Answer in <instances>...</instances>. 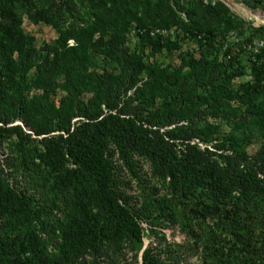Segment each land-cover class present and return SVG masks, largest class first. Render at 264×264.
<instances>
[{
  "label": "rangeland",
  "instance_id": "1",
  "mask_svg": "<svg viewBox=\"0 0 264 264\" xmlns=\"http://www.w3.org/2000/svg\"><path fill=\"white\" fill-rule=\"evenodd\" d=\"M211 1L221 5L224 9H220L224 13L222 16L231 21V40L238 33L245 38L264 27V7L250 4L257 5L254 0ZM44 5L45 13L53 14L48 20L35 16L34 11L21 10L25 37L34 51L36 63L29 70V84L19 88L18 93L22 91L23 99L39 102L43 108L42 112L31 118L29 114L26 115L31 125L49 123L54 130L52 135L57 136L62 133L58 129L60 125H76L80 119L85 120L87 111L96 110L99 105L105 109L102 100L95 103L102 93L97 86L101 82L89 81L88 76L83 79L80 74L82 71L79 70L84 68L86 75L93 71L100 73L103 69L121 73L122 64L115 59L104 60V57H97L92 52L95 38L90 37L89 31L79 25L70 12L66 13V0L45 2ZM177 27L172 26L171 32ZM136 33L135 27L132 28L127 35V45L137 57L142 72L137 75L133 88L126 94L122 91L119 108L128 107L131 113L142 111L138 117L141 124L147 117L151 121L158 114L168 112L170 106L167 101L164 105L160 102L156 105L148 102L139 105L135 90L146 86L147 91H152L154 85L147 82V69L155 64L172 69L180 64L181 52L171 54L163 50L155 54L144 46ZM261 43H264V33L255 36L248 45L245 55L250 62L254 61L256 49ZM76 46L83 50L72 51ZM83 59L87 60L86 68L79 66ZM252 80L253 75L245 74L228 85L227 90L235 92L236 97L233 102L229 101L222 107L209 106L203 102V97L199 100L200 106H197V99L192 100L189 108L175 106L178 124L168 128V131L181 127L193 129L197 138L191 145L201 151L209 149L215 159L220 158L216 155L234 157L237 152L242 153L244 161L240 170L257 177L258 182L257 188L248 197L218 202L204 190L200 197L198 194L187 198L173 191L170 179L150 159L131 150L118 148L115 141L111 140L107 154L112 161L113 187L120 193L121 203L138 219L142 228V243L135 242L125 225L110 217L106 200L96 197L91 203L98 223V235L94 241L95 248L103 251L95 250L89 245L87 237L74 242L71 234L64 232V229L78 227L81 223L73 194L65 184L76 167L68 162L60 171H48L46 165H40V160L36 159L40 149L38 139L43 136L35 142H31V139H23L22 142L20 137L14 135L5 138L3 147H0L1 184L9 183L11 187H21L27 192L31 218L15 217L11 221L0 219V230L6 233L9 229L8 236L12 242L18 240L17 244L26 243L29 252L22 258L25 264H39L36 259L38 254L47 255L53 264H143L146 250H152L162 264H239L263 257L264 175L261 170L264 171V112L257 118L249 119L240 118L237 113L239 109L242 112L246 110L245 106H241V98L256 96L239 91ZM69 89L71 94H68ZM222 90L217 91L220 97ZM66 98L63 112L60 110L62 113L50 110L49 103L59 104ZM147 111H150V115ZM11 126H21L24 133L34 134L22 119L14 120ZM35 138L33 135L32 139ZM175 141L178 150L186 149L179 140ZM26 151L31 160L23 165ZM7 165L10 169H4ZM210 205L213 206L212 212H208ZM39 247L41 251L38 252Z\"/></svg>",
  "mask_w": 264,
  "mask_h": 264
},
{
  "label": "trees",
  "instance_id": "2",
  "mask_svg": "<svg viewBox=\"0 0 264 264\" xmlns=\"http://www.w3.org/2000/svg\"><path fill=\"white\" fill-rule=\"evenodd\" d=\"M51 1L57 2L0 0V147H3V140L5 142V138L10 136L20 137L22 142L30 139L35 142L43 136L38 139L40 149L36 155L40 165L45 164L46 169L52 172L60 171L68 162L76 167L72 177L65 182L80 215V226L64 229L65 233L71 234L74 242L87 237L92 248L103 251L95 248L98 223L91 207L96 197H102L107 202L106 209L110 217L123 223L135 242L142 243V228L138 219L121 203V195L113 187L112 161L107 154L111 140L115 141L118 148L131 150L150 159L170 179L173 191L187 198L198 194L200 197L202 191L206 190L216 201L224 202L248 197L257 188V177L240 170L244 161L242 153L237 152L234 157L216 155L220 158L215 159L209 149L201 151L191 145L197 138L193 129L181 127L168 131V128L178 124L175 106L189 108L192 100L199 101L202 97L203 102L216 108L233 102L236 94L228 91L227 87L245 74L253 75V80L239 91L256 96L241 98V106H245L246 110L242 112L239 109L237 113L244 119L257 118L263 114L264 46L257 49L253 62L246 58L245 53L251 40L264 33V27L245 38L238 33L231 40V21L222 16L223 7L211 0H66V13L70 12L73 19L89 31L90 37L95 38L92 52L97 57H104V60H118L122 64V72L112 73L103 69L100 73L93 71L86 75L84 68L79 70L82 71L79 73L83 79L88 76L89 81L101 82L97 86L102 93L95 98V103L102 100L105 109L99 105L96 110L87 111L85 120L80 119L76 125H60L58 129L62 133L54 136L49 123L31 125L28 118L39 114L43 108L39 102L23 99L22 91L18 93L19 88L29 84V70L36 63L34 51L25 37L21 10L34 11L35 16L48 20L53 14L45 13L44 3ZM254 2L257 5L250 4L264 7V0ZM176 25L177 29L171 32V27ZM134 27L137 37L153 53L163 50L171 54L181 52L178 66L166 69L155 64L147 69V82L154 85L152 91H147L146 86L135 90L139 105L145 102L150 105L160 102L164 105L167 101L170 106L168 112L158 114L151 121L147 117L141 124L138 117L142 111L135 110L132 114L128 107L119 108L122 91L126 94L133 88L137 75L142 72L137 57L127 45V35ZM78 50L83 48L76 46L72 51ZM86 61L81 60L79 66L86 68ZM218 89H224L221 97L217 94ZM69 91L68 94H71V89ZM66 104L67 98L59 104L49 103V106L52 112H60ZM200 105L199 101L197 106ZM147 112L150 115V111ZM16 119L24 120L34 134L24 133L21 126H11ZM33 135L35 139H32ZM175 139L186 149L178 150ZM25 156L23 165L31 160L27 151ZM4 169H10V166ZM261 174L264 175V171L261 170ZM1 182L0 177V219L11 221L15 217L31 218L27 192L21 187L13 188L9 183L3 185ZM212 207L209 206L208 212H212ZM8 235L9 229L6 233L0 230V264H25L22 258L29 252L26 243L17 244L18 240L12 242ZM74 242L72 244L75 245ZM36 257L39 264H53L47 255L38 254ZM143 264L162 263L152 250H146ZM239 264H264V256Z\"/></svg>",
  "mask_w": 264,
  "mask_h": 264
},
{
  "label": "built area",
  "instance_id": "3",
  "mask_svg": "<svg viewBox=\"0 0 264 264\" xmlns=\"http://www.w3.org/2000/svg\"><path fill=\"white\" fill-rule=\"evenodd\" d=\"M262 46H264V43H261V44L259 45L258 48H260V47H262ZM258 48H257V49H258ZM257 49H256V52H257Z\"/></svg>",
  "mask_w": 264,
  "mask_h": 264
}]
</instances>
